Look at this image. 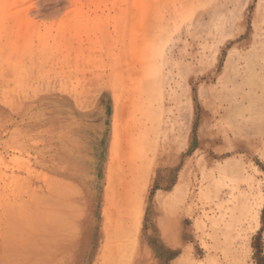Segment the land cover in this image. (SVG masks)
<instances>
[{
  "label": "rangeland",
  "instance_id": "obj_1",
  "mask_svg": "<svg viewBox=\"0 0 264 264\" xmlns=\"http://www.w3.org/2000/svg\"><path fill=\"white\" fill-rule=\"evenodd\" d=\"M0 264H264V0H0Z\"/></svg>",
  "mask_w": 264,
  "mask_h": 264
}]
</instances>
